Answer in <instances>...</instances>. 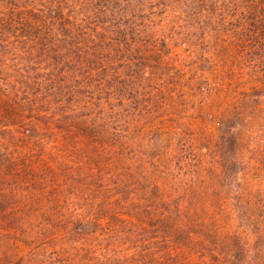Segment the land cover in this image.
Masks as SVG:
<instances>
[{"label":"trees","instance_id":"1","mask_svg":"<svg viewBox=\"0 0 264 264\" xmlns=\"http://www.w3.org/2000/svg\"><path fill=\"white\" fill-rule=\"evenodd\" d=\"M263 173L264 0H0V264H264Z\"/></svg>","mask_w":264,"mask_h":264},{"label":"rangeland","instance_id":"2","mask_svg":"<svg viewBox=\"0 0 264 264\" xmlns=\"http://www.w3.org/2000/svg\"><path fill=\"white\" fill-rule=\"evenodd\" d=\"M208 111L209 112L206 113V118L204 119V121L201 123L200 126L205 127L207 129V133H209L213 137V139H216L217 137H220V135H221L220 126H219L221 118H219L218 114L225 112L226 108H225L224 104H220L218 107H209ZM215 117H216V119L219 118V121L216 122L215 121ZM228 150H230V148H224L222 150L220 149V154L227 155V157H228V154H229ZM216 152H218V150L214 147L212 149V153L216 154ZM229 156L233 157V154L231 153ZM211 163H213V162H211ZM214 167H217V169H219V170H220V168L223 169L222 165L219 166L218 164L214 165ZM232 169L234 170V172H236L237 170L241 169V165L239 163H237L235 165V168H232ZM256 180H258V185H260V183L264 180V173H263L262 176H260V174H259V176L256 178ZM227 183L228 182H226V183L225 182L224 183L220 182V184L218 185V187L220 189L219 191H222L224 188H226ZM210 185H212V184L210 183ZM262 187H264V184H263ZM210 195L213 196V193H210ZM225 199H228V198L225 197ZM225 204H227V205L222 210V213L223 212H227V211H231L230 207H231L232 204L230 203V201L228 200V202H222V205H225Z\"/></svg>","mask_w":264,"mask_h":264}]
</instances>
